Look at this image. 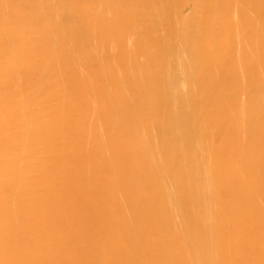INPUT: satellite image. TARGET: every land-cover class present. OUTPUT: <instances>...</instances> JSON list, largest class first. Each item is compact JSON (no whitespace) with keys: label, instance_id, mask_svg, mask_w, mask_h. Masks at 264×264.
Here are the masks:
<instances>
[{"label":"bare ground","instance_id":"bare-ground-1","mask_svg":"<svg viewBox=\"0 0 264 264\" xmlns=\"http://www.w3.org/2000/svg\"><path fill=\"white\" fill-rule=\"evenodd\" d=\"M0 264H264V0H0Z\"/></svg>","mask_w":264,"mask_h":264}]
</instances>
